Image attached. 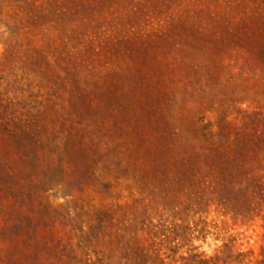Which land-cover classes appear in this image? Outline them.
I'll use <instances>...</instances> for the list:
<instances>
[{
    "label": "rangeland",
    "instance_id": "374dc122",
    "mask_svg": "<svg viewBox=\"0 0 264 264\" xmlns=\"http://www.w3.org/2000/svg\"><path fill=\"white\" fill-rule=\"evenodd\" d=\"M0 264H264V0H0Z\"/></svg>",
    "mask_w": 264,
    "mask_h": 264
}]
</instances>
